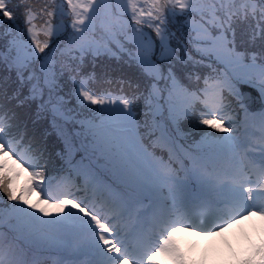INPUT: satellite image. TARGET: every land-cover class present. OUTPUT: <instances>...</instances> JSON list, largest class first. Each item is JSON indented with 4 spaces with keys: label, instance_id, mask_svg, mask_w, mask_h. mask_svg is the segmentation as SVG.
Returning <instances> with one entry per match:
<instances>
[{
    "label": "snow or ice",
    "instance_id": "6c2138e0",
    "mask_svg": "<svg viewBox=\"0 0 264 264\" xmlns=\"http://www.w3.org/2000/svg\"><path fill=\"white\" fill-rule=\"evenodd\" d=\"M252 218L264 0H0V264H191Z\"/></svg>",
    "mask_w": 264,
    "mask_h": 264
},
{
    "label": "rangeland",
    "instance_id": "374dc122",
    "mask_svg": "<svg viewBox=\"0 0 264 264\" xmlns=\"http://www.w3.org/2000/svg\"><path fill=\"white\" fill-rule=\"evenodd\" d=\"M23 178L20 183L22 184ZM264 238V222L259 218L235 225L212 240H200L189 233H177L176 243L187 253L191 264H225L230 259H242L250 254L253 245ZM160 264H170L165 257H158Z\"/></svg>",
    "mask_w": 264,
    "mask_h": 264
},
{
    "label": "trees",
    "instance_id": "16d2710c",
    "mask_svg": "<svg viewBox=\"0 0 264 264\" xmlns=\"http://www.w3.org/2000/svg\"><path fill=\"white\" fill-rule=\"evenodd\" d=\"M243 259V258H242ZM241 259L234 257L233 259L228 260L227 262H225V264H239V261Z\"/></svg>",
    "mask_w": 264,
    "mask_h": 264
}]
</instances>
